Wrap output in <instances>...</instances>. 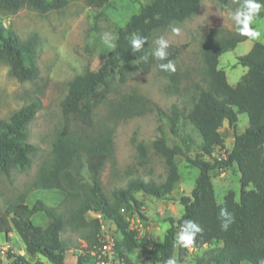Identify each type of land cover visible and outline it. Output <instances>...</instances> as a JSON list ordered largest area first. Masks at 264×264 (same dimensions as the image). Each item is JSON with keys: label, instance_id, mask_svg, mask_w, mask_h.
Listing matches in <instances>:
<instances>
[{"label": "trees", "instance_id": "obj_1", "mask_svg": "<svg viewBox=\"0 0 264 264\" xmlns=\"http://www.w3.org/2000/svg\"><path fill=\"white\" fill-rule=\"evenodd\" d=\"M72 0H0V16L28 8L39 13L59 10ZM109 0H84L86 6L99 10ZM225 8L231 0H215ZM201 0H147L137 12L132 13L124 25L116 24L110 17L97 12V39L104 43L106 33L112 34L115 47L105 43L103 61L95 69H86L74 75L68 82L66 93L60 101L61 126L51 141L49 158L43 161L36 172L29 190L0 210V233L8 238L15 231L23 245L25 255L9 254L10 264H69L65 260L68 244L62 238L67 226L78 231L88 251L97 243L101 219L111 221L120 233L115 242V253L123 261L133 250L139 248L154 264H166L173 259L174 251L181 263L188 247L176 243V234L183 219H192L203 229L189 246L199 249L213 242L218 247L203 250L194 264H257L264 257V43L254 42L251 48L236 58L235 64L246 68L238 81L227 82L225 71L218 66L221 54L235 48L247 37L238 34L219 36L208 32L200 42L202 58V83L194 82L188 110L173 104L162 115L160 135L152 143L154 153L164 162L166 175L161 183L144 181L139 177L128 179L124 186L116 187L107 195L100 180L101 172L114 159L113 127L107 121L142 114L151 108V101L144 95L130 93L120 96L106 115L105 120L95 118L96 109L105 100L110 88L123 83L133 72L147 73L155 66L173 85L179 80L177 70L165 72L150 55V38L156 30H165L196 13ZM239 3V0H238ZM264 18V10L256 19ZM147 37L145 46L133 52L130 39L133 34ZM169 59L176 61L179 47L169 48ZM148 55V60L143 57ZM0 61L4 62L11 76L19 81H31L38 77L36 41L34 37L21 39L12 29L0 21ZM41 107L36 98L0 119V173L9 176L13 168L29 169L37 146L28 140V126ZM245 113L248 125L244 131H236L237 116ZM223 123L233 129V144L226 150L224 159L213 158L216 149L224 148V136L220 131ZM191 132L199 134L195 140ZM191 144L192 150L185 143ZM138 158L147 155L146 146L135 143ZM191 151L193 156L190 155ZM184 159L196 169L193 186L188 196H180L182 213L177 218H168L169 227L161 241L150 245L140 244L138 233L130 230L120 211L140 214V202L133 191L162 198L171 194L180 181L178 166ZM235 164L239 173L240 191L236 198L228 190L218 202L210 172L223 170ZM38 188H57L64 191L62 202L51 207L37 199L29 207L25 202L26 192ZM226 207L235 220L227 231L220 228L219 212ZM43 211L47 217L44 225H35L31 216ZM87 213L99 214L87 220ZM141 215V214H140ZM43 259V261H42ZM82 256L76 264H81Z\"/></svg>", "mask_w": 264, "mask_h": 264}, {"label": "rangeland", "instance_id": "obj_2", "mask_svg": "<svg viewBox=\"0 0 264 264\" xmlns=\"http://www.w3.org/2000/svg\"><path fill=\"white\" fill-rule=\"evenodd\" d=\"M145 1L147 0H109L101 9L94 10L86 6L84 0H72L64 8L46 13L21 8L14 14L0 16L2 24L12 29L21 39L35 38L36 63L39 70L36 79L19 81L10 75L8 66L0 61V119L7 118L30 99L36 98L41 104L28 126V140L38 149L26 171L13 168L8 177L0 173V210L29 190L39 165L48 160L51 141L63 120L60 101L66 93L67 82L86 69L97 68L104 59V43L97 39L96 27L100 24L96 19L97 12L106 14L116 24L122 26ZM238 4V0H231L225 8H220L215 0H201L196 13L182 22L174 23L168 29L156 30L152 34L150 51L155 47L153 43L155 38L161 35L168 39L170 48H180V54L175 61L179 74L176 85L153 66L145 74L129 73L125 82L114 84L110 88L105 100L96 109L97 120H105L111 105L125 94L144 95L152 104L151 108L142 114L107 121L108 125L113 127L114 159L105 165L100 175L105 194L109 195L112 189L124 186L132 177L154 183H161L164 180L166 170L163 159L154 153L151 146L152 141L160 135L158 127L162 125V115L159 110L168 113L174 103L180 108L189 109L193 84L202 83L200 42L210 31H215L219 36L237 34L225 9H235ZM262 20L264 21L255 19L254 24L259 30L264 29V23L261 25ZM172 28L179 29V32L174 33ZM254 41L264 42V32H261L260 39L249 38L220 55L218 66L225 71L230 84H235L246 70L245 67L235 64L236 58L245 54ZM244 125H248L247 115L239 113L237 127L242 129ZM188 131L195 140L200 141L196 131L191 132L190 129ZM137 142L143 143L147 148V155L143 161L138 158L135 149ZM185 143L192 150L187 140ZM226 150L229 149L225 146L223 149H216L212 157L224 159ZM190 155L193 156L192 151ZM233 170L234 168L228 166L222 171L216 168L210 172L218 202L222 200L227 188L235 193L236 198L239 195L240 185L238 178L233 175ZM178 171L180 181L175 184L168 196L156 198L144 195L141 191H133V196L140 202L141 215L126 211L123 216L130 230L135 228L136 218L140 221V226L136 227L140 244L148 246L161 241L169 227L168 218L175 219L182 213L178 198L190 195L197 171L184 159L181 160ZM225 180L227 187H223V190L219 186ZM94 216L97 214L87 213L86 219L90 220ZM101 221L104 227L112 230L116 239L120 238L118 229L111 221ZM14 234L6 241L5 234L0 233V264H10L8 253L17 254L16 248L23 245L19 235L15 231ZM61 235L68 244L65 258L67 263L76 264L77 257L82 256L81 264H93L90 249L84 250L86 243L78 231L66 226ZM6 243H9L10 247L5 246ZM219 245L220 242H213L199 249L187 250L181 263L194 264V259L203 250ZM139 252H141L139 248L133 250L128 260L122 264H154L147 254ZM173 260L175 264L179 263L176 250Z\"/></svg>", "mask_w": 264, "mask_h": 264}, {"label": "clouds", "instance_id": "obj_3", "mask_svg": "<svg viewBox=\"0 0 264 264\" xmlns=\"http://www.w3.org/2000/svg\"><path fill=\"white\" fill-rule=\"evenodd\" d=\"M264 10V0H239V4L235 9H225L228 18L232 21V26L235 32L242 37H247L252 40L261 38V32L253 27L255 19L261 11ZM174 33H178L179 29L172 28ZM104 43L109 47H115L114 37L110 33H106L103 37ZM147 37L139 34H133L130 39V45L133 52H139L146 44ZM155 47L150 55L158 62V67L165 72H175V62L169 59L170 43L165 36L161 35L153 41ZM148 60V55L143 57ZM220 228L222 231H227L230 225L234 222L233 213L229 212L226 207H221L219 212ZM202 227L192 219H183L180 222L179 231L176 234V243L181 247L191 246L197 235L202 233ZM166 264H175V260L169 259ZM257 264H264V257L258 258Z\"/></svg>", "mask_w": 264, "mask_h": 264}, {"label": "crops", "instance_id": "obj_4", "mask_svg": "<svg viewBox=\"0 0 264 264\" xmlns=\"http://www.w3.org/2000/svg\"><path fill=\"white\" fill-rule=\"evenodd\" d=\"M261 19H264V18H261ZM263 21V20H262ZM263 23H264V21L263 22H261V25L263 26ZM253 27L254 28H256V29H258V27L255 25V24H253ZM259 30V29H258ZM260 32H264V29H260L259 30ZM249 39V38H248ZM247 40V39H246ZM245 41V40H244ZM254 42H256V41H254ZM253 42V43H254ZM258 42H260V41H258ZM252 43V44H253ZM262 43H264V42H262ZM252 46V45H251ZM251 48V47H250ZM246 71V70H245ZM244 71V72H245ZM226 74V73H225ZM226 79H227V75H226ZM227 82H228V80H227ZM229 83V82H228ZM230 84V83H229ZM231 85H234V84H231ZM237 121H238V116H237ZM247 127V125H244V127L242 128V129H239L238 127H237V123H236V131L238 132V133H240V132H242V131H244L245 130V128ZM220 131H221V133L223 134V136H224V146H225V148H228V149H230L231 147H232V144H233V135H234V131H233V129L232 128H230L228 125H227V123H223V125L221 126V128H220ZM263 148H264V145H263ZM229 167H232V168H234V176L236 177V178H239V173H238V171H237V168H236V166H235V164L234 165H231V166H229ZM211 181H212V184H213V187H214V182H213V180H212V178H211ZM239 182V181H238ZM219 187H221V189H223L224 190V188L223 187H227V181L225 180L224 182H222L221 184H220V186ZM230 190V189H229ZM228 191V188L225 190V193ZM214 192H215V190H214ZM224 193V194H225ZM64 195H65V193H64V191H62L61 189H57V188H49V189H44V188H38V189H33V190H31V191H29L27 194H26V196H25V199H24V202L29 206V207H31L33 204H34V202L37 200V199H39V200H41L45 205H47V206H51V207H56V206H58L61 202H62V200H63V198H64ZM224 196V195H223ZM135 197V196H134ZM136 199H138L137 197H135ZM46 220H47V217H46V215H45V213L43 212V211H37V212H35L32 216H31V221H32V223L33 224H35V225H44L45 224V222H46ZM15 234H14V231H11L9 234H8V238H6L5 237V240L6 241H8V240H10V238L12 237V236H14ZM5 246H8V247H10V244L9 243H6L5 244ZM17 249V251H18V253H20L21 251L22 252H24V245H22V246H19L18 248H16ZM25 253V252H24ZM65 258H66V255H65ZM9 261V263H10V260H8ZM42 261H43V259H42ZM43 264H47L46 262H44ZM70 264V263H69ZM244 264H248V263H244Z\"/></svg>", "mask_w": 264, "mask_h": 264}, {"label": "built area", "instance_id": "obj_5", "mask_svg": "<svg viewBox=\"0 0 264 264\" xmlns=\"http://www.w3.org/2000/svg\"><path fill=\"white\" fill-rule=\"evenodd\" d=\"M217 159H220L219 157ZM222 171V170H221ZM123 215L126 214L124 209L120 210ZM99 217V214H97ZM102 220V219H101ZM101 222V229L97 235V243L92 246L90 253L92 256L93 264H122L123 259L119 258L115 253V242L116 238L111 229L103 226V221ZM140 226V221L136 218L135 228ZM195 248L188 247V250H193ZM21 255H25L24 252H20Z\"/></svg>", "mask_w": 264, "mask_h": 264}]
</instances>
